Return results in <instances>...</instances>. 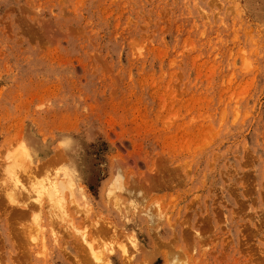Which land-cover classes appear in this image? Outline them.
I'll list each match as a JSON object with an SVG mask.
<instances>
[{
  "label": "rangeland",
  "instance_id": "rangeland-1",
  "mask_svg": "<svg viewBox=\"0 0 264 264\" xmlns=\"http://www.w3.org/2000/svg\"><path fill=\"white\" fill-rule=\"evenodd\" d=\"M199 125L203 138L182 145L179 128ZM22 140L35 157L15 168ZM158 154L175 173L161 194L171 214L218 221L199 264H264V219H226L264 211V0H0V264H92L35 202L28 172L40 181L74 164L83 199L69 219L88 235L116 222L100 207L115 165L155 176ZM117 223L112 264H148Z\"/></svg>",
  "mask_w": 264,
  "mask_h": 264
},
{
  "label": "bare ground",
  "instance_id": "bare-ground-1",
  "mask_svg": "<svg viewBox=\"0 0 264 264\" xmlns=\"http://www.w3.org/2000/svg\"><path fill=\"white\" fill-rule=\"evenodd\" d=\"M191 122H193V120ZM166 124L167 127H173L177 125L178 122L168 118V123ZM196 127V129H194L196 131H193V133H189L188 129L185 127L179 128L181 131L179 130L180 132L177 134V139L181 141L182 145H188L190 143V139L192 140L193 136L198 139L203 138L204 131L202 126L199 125ZM167 129L166 131H168ZM119 141L120 146L123 148L133 145L131 140ZM201 146L203 147V144ZM31 149L32 148L29 142L26 140L19 142L17 146V152L12 158L15 163H13L15 168H18L24 161H27L30 166L33 164L35 156ZM136 154H139V152L137 151ZM137 157L138 159H142L140 155H137ZM165 157L166 156L164 154H161L155 159V176H152L149 173V163L146 158L142 159V162L143 165H146L144 167H146L147 171H149L144 175L140 174L141 168L139 169V167L141 165H139L137 162H133V164L117 163L115 165L114 177L103 195V200L100 207L103 212L108 213V216L111 215L116 222L107 221L108 218L100 223H98V221L97 224H94L88 235L85 232L77 229L75 222L69 219L71 210L67 204L71 203L72 205L75 203L79 205L83 199V196L81 198L80 194L77 192V175L73 167L74 164L71 163L66 165L60 172L54 174V176L46 177L40 181L35 177L34 172H32L34 169L32 168L33 170L28 172V179L30 181L28 184H31V192L36 194L34 197L35 202L42 203L41 201L44 199L46 202H48L49 212L52 216L51 218L60 220L59 222L64 225V229L68 237L79 239L83 245H86L88 250L86 248L85 249L89 253L88 256L91 257L92 264L113 263V255H115L117 251L114 245H120V242L123 238V234L119 229L120 226L117 223L118 221L119 223L123 224L122 226L126 228L128 227L132 230L133 234L127 236L128 245L133 253L132 255L137 254V256L139 255L140 259H143L144 256H147L149 261L148 264H152L154 261L156 264V261L160 260V258H162L164 264H199L197 254L200 251L201 245L204 246L207 242V237L205 235L207 233H205V231L207 232V230H211L206 229V227L209 226V224H211L213 227H216L218 221L212 212L209 214V216H203L199 220H195V218L191 220V217L188 219V216H185V214L182 212H177V216H173V214H171V202L166 204L163 199L165 196H162L161 194H163L165 190H169L167 187L170 186L171 180H173V174L175 175V173L170 175L172 176L171 179L169 178L170 176L167 175V177L170 179L169 180L166 178L165 173L169 172L170 169L167 167L165 168L164 165L162 168H159L156 165L157 162L165 160ZM51 161L54 162L55 160L52 159ZM189 165L190 164H188L185 168L190 169ZM36 167L38 166L35 165V170L37 169ZM184 172H186L185 169ZM161 173L164 174L163 177L159 176ZM18 183L19 182H17V186ZM192 205H187V207H193ZM253 205H255V203H253ZM195 207L196 206H194V208ZM252 209L253 208L250 205L248 210L238 212L233 211L231 213V218L229 216L226 217L227 222L229 220L236 219L238 224L241 225V228L247 229L248 227H252L250 224L254 223L255 220H260L261 218L264 219V211H262V215L260 214L259 216L257 212L251 213L250 211ZM91 240L93 243H91ZM122 248V253L126 255V247ZM132 258L128 256L127 259L129 261L127 262H130V264H136ZM144 261L145 260L143 259L140 264H145Z\"/></svg>",
  "mask_w": 264,
  "mask_h": 264
}]
</instances>
